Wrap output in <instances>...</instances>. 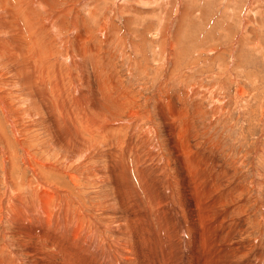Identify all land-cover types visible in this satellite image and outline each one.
Wrapping results in <instances>:
<instances>
[{"label":"rangeland","instance_id":"1","mask_svg":"<svg viewBox=\"0 0 264 264\" xmlns=\"http://www.w3.org/2000/svg\"><path fill=\"white\" fill-rule=\"evenodd\" d=\"M53 3L56 7L75 4V10L62 18L66 30L76 13L79 29L90 32L91 39L85 48L93 51H88L86 56L91 74L97 75V80L92 77L97 82L93 81L92 85L99 90L93 86L92 95L95 94L93 99H98L100 105L94 113L100 123L93 127L102 126L95 130L91 152L97 155L89 165L103 170L101 175L110 177L111 181L119 178L113 176L123 159L131 180L140 171L144 181L139 174L135 175L139 178V181L135 179L137 184L133 180L136 191H140L135 209L139 208L137 215L142 208L143 214H149L145 219H139L143 214L135 219L119 204L110 180L105 177L107 181L103 184L93 177L96 180L89 182L80 170L76 179L78 185L75 191L71 190V195L81 199L83 207L72 199L69 202H73L79 213L86 214L80 213L81 219L87 221L91 214L95 226L103 225L106 220L113 223L120 219L119 223L134 234H123L127 238L123 242L132 244L130 251L125 248V252L131 254L129 264H143V258L151 256L154 244L146 243L150 239L147 231L157 232L154 227H159L157 222L161 223L162 216L168 229H176L178 236L181 231V239L190 238L187 252L193 247L199 250V246L191 242L196 228L192 223L198 224V211L206 215H203L205 235H209V238L206 236V255L224 243L242 246L237 251L240 257L235 256L236 252L232 257L218 255L214 257V260L219 258L214 264H254L258 255L264 259V0H94L93 4L92 0H54ZM102 29L107 30V37L101 36ZM36 121L40 124L36 128L40 137L33 151L39 157L56 162L66 150L50 145L52 137L42 125L41 113ZM75 125L82 133L77 119ZM104 125L114 128L109 133L112 140L100 137ZM76 127L73 131L77 135ZM6 132L13 137L9 126ZM54 138L61 140L62 137L54 134ZM12 146L15 147V143ZM110 152L117 153V157L110 156ZM19 153L15 178L22 186L35 187L37 181L31 170L25 168L22 151ZM75 162L77 164L69 163V169L78 171L81 161ZM3 169L0 162V176ZM52 179L61 184L69 182L68 177L52 176ZM184 182L191 195L183 208V220L181 212L174 207L188 197L185 189L183 191ZM145 184L150 191L142 188V193L138 187L141 189ZM128 187L133 189L132 185ZM148 192H154L157 199L163 197L161 205L165 202L164 207L160 204L155 207V202L147 199ZM109 199L113 206L116 204L115 209L109 210ZM193 200L198 203L195 213L190 210ZM97 202L102 209L94 206L99 204ZM151 211L157 213L151 216ZM130 218L144 227L148 240L142 242L137 232L131 230L143 228L134 220L127 223ZM139 222L148 224L150 229ZM187 224L191 226L185 227ZM99 226L96 227L98 238L103 237L101 241L106 238L109 243L114 234L109 229L101 232ZM217 231L220 233L215 234ZM178 238H173V244L179 241L173 249L174 256L182 246Z\"/></svg>","mask_w":264,"mask_h":264},{"label":"bare ground","instance_id":"2","mask_svg":"<svg viewBox=\"0 0 264 264\" xmlns=\"http://www.w3.org/2000/svg\"><path fill=\"white\" fill-rule=\"evenodd\" d=\"M53 1L0 0V112L2 113V116H0V162L4 167L3 174L0 176V264H129L131 254L129 256L125 252V248L130 251L132 244L129 241L123 242L127 239L123 234L129 236L133 233L131 234V231H128L122 223H119L118 220L120 219L113 220V223L106 220V223L103 225L97 223L95 226L94 217L91 214L88 215L89 217L87 216V221L81 219L83 216L81 217L80 213L82 212L79 213L78 209L73 207V202H69V199H72L77 205L83 207L82 200L71 195V190L75 191L76 185H78L76 179L78 177L77 173L80 170H83L89 182L97 178L99 183L104 184L107 179L110 180L111 178L102 176L101 172L103 170L99 171L95 166L89 165V162L97 155L93 154V151L91 152V148L94 147L95 130L98 128L100 130L102 126L98 125L96 129L93 127L100 123L94 117V113L100 109V105L98 99H93V95L95 94L92 95L93 91H95L94 87H96L92 85L94 81L92 77L97 80V75L91 74L86 56L87 52L91 50L85 48V44L91 39L90 32L79 29L78 16H75L76 13L71 19L70 28L66 30L67 26L63 27L62 18L70 14L72 10H75V4L71 3L65 7H56ZM81 6L83 8L84 5ZM86 6H89V4H86ZM90 13L89 15L92 16ZM102 35L107 37L106 29L101 30ZM92 51L93 49L91 53ZM94 83L97 82L94 81ZM96 89L99 90L98 87ZM35 107L37 110L34 109ZM38 113H41L42 125L47 127L52 137L50 145L66 150V154L59 157L56 162L39 157L33 151L34 145L40 137V133L36 129L40 125L36 121ZM76 119L81 123L82 133L75 125ZM7 126L11 128L13 137L7 135ZM109 126L104 125L105 129H102L100 133V137H105L106 141L112 140L109 133L114 128L112 129ZM75 127L79 132L77 135L73 131ZM54 134L62 137L61 140L55 139ZM13 143H15V147L12 146ZM19 150L22 151L25 168L31 170L34 179L37 181L35 187L29 184L22 186L15 178V164L16 159L20 157ZM106 150L103 152L104 155L105 152L107 153ZM120 152L123 151L120 149ZM117 153L114 152L110 156L114 155L113 157L116 158ZM123 157H126L125 154ZM77 160L81 161V165L77 167L78 171L69 169V163L77 164L75 162ZM123 160L121 164L120 162L118 163V170L115 171L113 176L116 177L118 175L117 177L121 178V180L118 181L119 178L116 180L112 177L114 181L110 180L111 184H108L113 185L112 189L125 212L128 214L132 213L136 219L138 215L143 214V208L140 210L141 214L138 215L137 212L139 211L137 209L139 210V208L135 209V206H138L139 190L141 192L150 190L145 184V186L143 185L144 187L140 185L141 189L138 187L139 192L136 191V174L134 176L131 174L135 178L133 180L136 181V184L133 185L134 181L131 180L132 177L128 173V167L123 164ZM104 174L106 173L104 172ZM52 176L60 178L68 177L69 182L61 184L54 181ZM140 177L141 175L139 174ZM141 180L144 181L143 178ZM74 181L76 182L74 183ZM129 185L133 186L132 190L128 187ZM182 187H184L183 191L185 189L184 192H187L188 197L179 205L173 207L174 210L181 212V219L184 220L185 212L183 208L186 205V201L190 200L191 194L188 188H186L185 182L182 184ZM153 193L150 192L147 199L152 203L155 202V207L157 205L159 207V204L161 207H164L165 202L161 205L163 197L158 195V197L162 198L157 199L154 195L155 193ZM191 202L193 208L190 210L195 213L198 203L196 200ZM109 203V210H111L110 208L115 209L114 206L116 204L113 206L110 199ZM100 204L94 206H98L99 208ZM99 209L102 208L100 207ZM157 211H154V213H157ZM199 212H197L196 218L198 224L192 223L193 227L196 226V228L193 229L194 235L192 234L193 238L191 239V242L193 241L199 246V250L193 247L191 252L188 251L189 253L187 249L189 248L188 239L190 238L183 234V239L185 240L183 241L181 239L182 235L180 236L181 231L179 237V232H175L176 229L175 231L168 229L169 226L164 221V216H162L161 223H159L160 221L157 222L158 225L160 224L159 227L157 225L154 227V229H157V232L154 230V232L152 230L151 232L147 226L148 224L146 225L147 222H142L143 225L147 226L146 229L149 230V232L146 230L150 237V239L148 238L149 240L146 238L142 225L143 229H131L133 232H137L142 242H145L147 239L146 243L149 244L152 241L154 244L153 248H151V251H154L150 252L151 256L148 259L146 258L147 260L143 258V264L144 262L146 264H214L219 259L216 258L214 260V257L218 255H221L222 258L225 256L232 257L235 252V256L239 255L237 251L241 250L242 246L238 247L234 243L221 244L224 246V248L222 247L223 249H219L220 245L218 248H215L214 252V249H211L207 255L205 254L207 247L206 239L209 235H205L204 231L203 217L206 215L203 212ZM151 213L152 216L154 213L153 211ZM147 215L149 214L144 213L139 219L142 220ZM132 220L134 219L129 220L127 223L132 222ZM182 221H180V228ZM137 222L135 221V223ZM97 225H100L99 229H102L101 232L105 233V229H109L114 234L108 240L109 243H107L106 238L103 241H101L103 237L101 240L98 238ZM188 226L190 227L191 225L187 224L185 227ZM127 232L130 234L128 235ZM184 232L182 231V233ZM217 233L220 232L217 231L215 234ZM226 233L228 232L222 234ZM185 234L187 233L185 232ZM176 237H179V240L181 239L180 243L182 246H180V251L177 250L178 252L174 256L173 249L177 243L179 245V241L173 244V238L175 239ZM225 241L228 242L229 240L225 239ZM212 252L213 254H211ZM165 254L168 255L165 256ZM235 256L234 260L236 259ZM151 258L152 260L149 261ZM179 260H181V263ZM253 261L254 264H264L263 257L260 258L259 255L255 256ZM134 264L137 263L134 262Z\"/></svg>","mask_w":264,"mask_h":264}]
</instances>
